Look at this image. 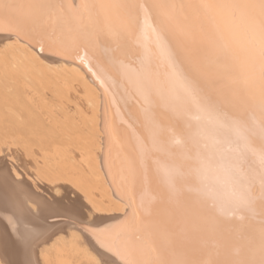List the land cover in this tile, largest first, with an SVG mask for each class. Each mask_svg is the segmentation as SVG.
Instances as JSON below:
<instances>
[{
    "label": "bare ground",
    "instance_id": "bare-ground-1",
    "mask_svg": "<svg viewBox=\"0 0 264 264\" xmlns=\"http://www.w3.org/2000/svg\"><path fill=\"white\" fill-rule=\"evenodd\" d=\"M61 2L72 7L81 0ZM139 19L135 54L121 59L120 73L126 75L143 58L157 75L166 74V41L154 30L151 14L141 12ZM188 23L194 32L203 31V16L196 10L190 11ZM214 24L235 57V74L227 82L247 90L258 71L251 33L239 19L224 14H217ZM104 47L107 65L83 51L67 60L48 50L41 53L19 36L0 33V264H123L116 252L123 240L118 226L127 212L147 215L155 203L147 183L131 208L125 203L132 196L127 153L135 154L134 141L136 150L143 146L142 128L133 115L139 100L126 86L125 75L111 67V42ZM219 79L211 73L205 82L212 86ZM223 114L236 123L212 122L196 99L186 98L174 106L160 104L145 123L157 129L175 125L167 131V143L178 177L195 169L197 185L223 188L230 170L247 177L259 165L261 153L258 114L247 105L237 108L226 102ZM187 131L195 136L191 145ZM166 163L158 161L160 166ZM255 191L258 195V182ZM137 204L144 207L137 210ZM208 204L216 215L241 224L240 232L253 223L251 213L212 199ZM174 230L180 250L193 261L213 264L239 255L238 245L226 248L211 230L190 229L183 220L175 222Z\"/></svg>",
    "mask_w": 264,
    "mask_h": 264
},
{
    "label": "snow or ice",
    "instance_id": "snow-or-ice-1",
    "mask_svg": "<svg viewBox=\"0 0 264 264\" xmlns=\"http://www.w3.org/2000/svg\"><path fill=\"white\" fill-rule=\"evenodd\" d=\"M191 10L202 14L203 31L194 32L189 27ZM141 12L152 15L154 30L166 41L162 44L170 66L166 74L157 75L154 66L143 58L126 75L120 73L121 59L127 61L129 55L135 54L133 44ZM217 14L239 19L251 33L253 63L258 71L247 90L227 82L226 78L235 74V57L231 44L214 24ZM0 33L19 36L39 52L48 50L65 60L83 51L104 65L109 64L105 41L111 42V67L118 75H125L126 86L139 100V114L133 115L142 128V148L136 150L134 141L135 154L127 153L132 196L125 203L131 208L146 183L155 192L149 214L140 211L137 216L129 211L118 226L123 240L116 252L123 264H201L186 258L175 240L174 224L180 220L190 229L211 230L213 235L221 236L226 248L239 246L238 257L217 259L213 264H264V0H208L198 4L176 0H81L80 5L72 7L61 0H0ZM32 40L36 43L32 44ZM93 68L88 65L95 76ZM211 73L221 79L209 86L205 77ZM221 97L223 102L237 108L247 105L258 114L260 161L247 177L230 170L223 188L201 186L193 179L195 169H188L182 177L176 174L175 154L167 143V131L175 125L157 129L154 123L145 122L151 121L152 112L160 104L174 106L177 101L194 98L210 121L235 124L225 119ZM186 136L191 145L194 134L187 131ZM161 159L167 160L164 166L158 164ZM187 184L192 185L191 190L185 188ZM209 199L251 213L253 223L240 232L242 225L216 215ZM135 207L139 210L144 205Z\"/></svg>",
    "mask_w": 264,
    "mask_h": 264
}]
</instances>
